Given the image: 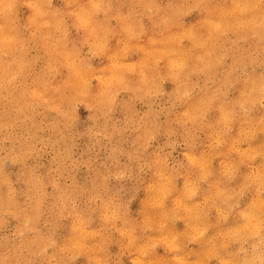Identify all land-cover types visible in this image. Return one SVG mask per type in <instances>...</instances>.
<instances>
[{
    "label": "clouds",
    "instance_id": "obj_1",
    "mask_svg": "<svg viewBox=\"0 0 264 264\" xmlns=\"http://www.w3.org/2000/svg\"><path fill=\"white\" fill-rule=\"evenodd\" d=\"M0 264H264V0H0Z\"/></svg>",
    "mask_w": 264,
    "mask_h": 264
},
{
    "label": "rangeland",
    "instance_id": "obj_2",
    "mask_svg": "<svg viewBox=\"0 0 264 264\" xmlns=\"http://www.w3.org/2000/svg\"><path fill=\"white\" fill-rule=\"evenodd\" d=\"M81 116H82V118H83L84 116H86V112H84L83 110H81ZM133 207L135 208L136 205L134 204Z\"/></svg>",
    "mask_w": 264,
    "mask_h": 264
},
{
    "label": "bare ground",
    "instance_id": "obj_3",
    "mask_svg": "<svg viewBox=\"0 0 264 264\" xmlns=\"http://www.w3.org/2000/svg\"><path fill=\"white\" fill-rule=\"evenodd\" d=\"M168 87H170V86H168Z\"/></svg>",
    "mask_w": 264,
    "mask_h": 264
}]
</instances>
